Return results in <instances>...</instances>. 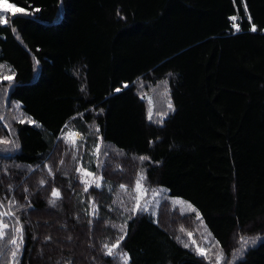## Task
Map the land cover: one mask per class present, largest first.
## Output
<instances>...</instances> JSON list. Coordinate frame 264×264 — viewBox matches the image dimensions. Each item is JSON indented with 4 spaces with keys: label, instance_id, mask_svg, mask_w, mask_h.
Masks as SVG:
<instances>
[{
    "label": "trees",
    "instance_id": "1",
    "mask_svg": "<svg viewBox=\"0 0 264 264\" xmlns=\"http://www.w3.org/2000/svg\"><path fill=\"white\" fill-rule=\"evenodd\" d=\"M7 2L34 13L0 25V138L15 141L0 145V201H17L20 264H118L102 249L126 220L129 264H212L180 241L193 215H132L139 173L196 209L227 263L264 264V0ZM6 102L36 124L6 123ZM65 125L84 137L75 160ZM78 164L103 186L85 193ZM241 236L259 239L233 259Z\"/></svg>",
    "mask_w": 264,
    "mask_h": 264
},
{
    "label": "snow or ice",
    "instance_id": "2",
    "mask_svg": "<svg viewBox=\"0 0 264 264\" xmlns=\"http://www.w3.org/2000/svg\"><path fill=\"white\" fill-rule=\"evenodd\" d=\"M245 10H246V6H245ZM35 11H39V9H36ZM17 13L34 14V13H26L25 9L17 8L14 4L7 2V0H0V25L7 24L9 22L8 14L16 15ZM231 19L235 22L236 17L234 16ZM249 19L251 18L249 17ZM233 27L236 28L237 31H239L238 24L233 23ZM252 31H256L255 25L252 26ZM13 32H15V28H13ZM4 67H5L4 65H0V69ZM9 71L11 72V69H9ZM14 75H15L14 72H12L11 75H3L2 80L8 81L9 84L11 85L14 79ZM120 90L121 89L119 88L116 89L117 92H119ZM16 107L17 109H19L20 106L17 105ZM168 108L172 109V104L170 101L168 103ZM158 115H164V114H158ZM152 116H153V113L151 110V99L149 98V113H148L149 120L152 119ZM18 122L36 124V122L33 121L31 118L20 119ZM64 127L65 129H68V130L67 131L62 130L61 139H63L64 143L67 144L73 150L74 154L72 158L75 160L76 159L75 151L77 150L80 142L84 140V137L79 132L69 129L68 125H65ZM96 131L98 132L99 129L97 128ZM97 140L98 142L95 145V147L92 149L91 154L94 157H96L98 161L97 168H99L103 164V162L100 161V156L102 152V138L98 137ZM14 143L15 141L11 139L0 138V145L7 146V145H12ZM5 150H7V148ZM105 155H107V153H105ZM139 159L141 161H144L148 158L142 156ZM60 163L63 164V160H61ZM44 167L47 169L50 176L54 175L52 168L49 165H45ZM28 171L32 172L34 171V169H32L31 166H29ZM76 172L80 175V183L84 185L83 191L85 193H88L89 189L92 187L100 189L103 186V183H104L103 176L97 175L95 172L88 170V168H86L83 164H78L76 168ZM146 179L147 177L143 173H139L135 181V186L131 190V193H129L130 195L134 193L132 198L134 199L135 202H134L133 207L130 210L133 216L139 212L149 211V206H152L153 208L158 209L160 206L161 194L165 192L164 189L151 190L152 199L146 200L145 198L147 197L149 193V189L145 186V183H144ZM45 183L46 181L44 180L40 181L41 185ZM119 188L122 192H126V193L129 192L127 186L124 184H121ZM25 191H27V189H25ZM51 197L52 199H50L48 203L54 207L57 201L61 199V192L58 189L54 188L51 192ZM113 203L115 204L116 201H113ZM182 203L184 202L173 201L174 205H179ZM89 204H90V210L88 212V215L96 216L99 211L98 205L96 204L94 199H90ZM16 208H17V201L14 199L9 200L6 205L4 202L0 201V256L7 257L6 260L0 261V264H20L19 256L22 254V251H23L24 227L21 224L20 218L16 215V211H14V209ZM187 208L192 212H196V209L191 204H187ZM152 214L155 215L156 212L154 211ZM181 214L183 215L184 213L181 212ZM128 218L130 219L131 217H128ZM196 218L201 219L198 212H196ZM10 221H14V222H10ZM89 223H91V221H89ZM112 227L119 228V231L122 233V235H120L115 240V242L112 243L111 245H109L108 243H105L103 245L102 250L104 252V255L113 257L114 259H118L122 261V264H129L130 257L128 253L120 251V245L122 241L124 240L125 236L127 235V220L122 226H117L113 224ZM181 231H184V229L182 228ZM210 235L211 234L209 233V236ZM187 236L191 240V244L195 246V250L197 254L204 256L205 258H209L207 256V251L203 247L196 245V241L192 239V233L188 232ZM257 239H259V237L250 238V237L241 236L238 241L240 247L236 251V253H234L233 259L243 256V253L244 251L247 250V247L250 244H255ZM205 243H208L207 237H205ZM189 246H190L189 243H184L185 248H188ZM215 246L217 247L219 246L218 241L215 242ZM223 260H224L223 252L222 250H220L219 252L215 254V264H222Z\"/></svg>",
    "mask_w": 264,
    "mask_h": 264
},
{
    "label": "rangeland",
    "instance_id": "3",
    "mask_svg": "<svg viewBox=\"0 0 264 264\" xmlns=\"http://www.w3.org/2000/svg\"><path fill=\"white\" fill-rule=\"evenodd\" d=\"M9 15H10V17L13 16L11 14H8V18H9ZM235 22H236V20H235ZM4 68H2V69H4ZM7 70L9 71L8 68H7ZM17 105L18 104H12V103H7V102L5 103V106L4 107L6 109H4V113L2 114V117H3V120L6 121V123L13 124V122H15L17 120L24 119V117L21 114V109H20V107H19V109H17V107H16ZM148 189H149V193H148V195H147V197L145 199L146 200H151L152 199L151 190H159V189H156V188H148ZM130 201H131V198L129 199L128 203H130ZM173 201H182V200L179 199V198L169 199V197L167 195V192H163L161 194V198H160V206L161 207L162 206H166V207H169L170 206L169 207L170 209L177 208V209H179V211L181 210L186 215H193V217H194V225L195 226L192 227L191 229H189V231H184V232L182 231L181 232V236H180V241L183 242V244L184 243H189L190 246L188 247V249H190L193 252L195 251V253L197 254V252L195 250V246H193L191 244V240L187 236V233L188 232H191L192 233V239L196 241V245H199L200 247H203L207 251V256L209 258H206V259L210 263L215 264V254L217 252H219L220 250H222V249L220 248V246H218V247L215 246V242L216 241L212 238L211 235L209 236V232H208L207 228L205 227L203 221L201 219H197L196 218V215L194 214L196 212H192V211H190L187 208V204L188 203L182 201L184 203L179 204V205H174L173 204ZM142 203H143V201H142ZM169 203H171V204H169ZM160 206H159V208H161ZM159 208L156 209V208H153L152 206H149V211H147V212H139L137 214L145 213V214L152 215L153 217L154 216L157 217ZM154 211L156 212L155 215L152 214ZM205 237L208 238V243H205ZM23 251H24V245H23ZM23 251H22V254L19 256V262L20 263H21V257L23 256ZM222 252H223V256H224V260L222 261V264H229V263L226 262L227 257H225L223 250H222ZM6 258L7 257H5V256H0V261L6 260ZM116 260H117L116 262L118 264H122V261H120L118 259H116Z\"/></svg>",
    "mask_w": 264,
    "mask_h": 264
}]
</instances>
